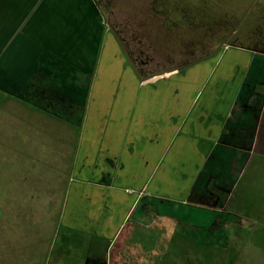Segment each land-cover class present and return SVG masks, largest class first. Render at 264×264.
Segmentation results:
<instances>
[{
  "label": "crops",
  "instance_id": "obj_1",
  "mask_svg": "<svg viewBox=\"0 0 264 264\" xmlns=\"http://www.w3.org/2000/svg\"><path fill=\"white\" fill-rule=\"evenodd\" d=\"M121 50L96 0H0L2 158L15 122L23 154L43 123L51 136L80 121L63 185H2L3 214L34 201L35 238L61 195L53 264H165L170 235L264 214L263 51L229 45L144 79Z\"/></svg>",
  "mask_w": 264,
  "mask_h": 264
},
{
  "label": "rangeland",
  "instance_id": "obj_2",
  "mask_svg": "<svg viewBox=\"0 0 264 264\" xmlns=\"http://www.w3.org/2000/svg\"><path fill=\"white\" fill-rule=\"evenodd\" d=\"M152 1L101 0L100 5L96 0L104 20L105 33L111 36L114 35V26L116 29L120 28L132 49L137 51L139 61L149 59L152 63V66L145 71L148 75L198 59L205 53L213 51L218 46V40L263 51L264 0H167L168 21L166 20L163 29L153 32L155 45L147 39L150 29L143 23L142 17L144 10L152 13L149 11L152 8L148 9L146 6ZM103 2H107L109 8L105 9ZM136 5H143V10ZM153 24L157 29L158 22L154 20ZM220 24L224 27L221 33V29L216 27ZM229 45L223 44L221 49ZM121 51L127 59V64L130 65L124 47ZM134 66L136 68L137 65L134 63ZM79 124L80 121L73 125L59 123L57 134L51 137L45 131L47 129L45 126L49 125L43 123L42 131L38 135L40 141H35V149L34 141L27 140L26 144L29 142L30 145H27L31 149L25 144L22 149L23 154L20 153L18 146L16 122L15 125L6 127L8 137L6 134L5 138L9 141L3 158L2 146H0V264H53L50 258L53 247L59 239L57 230L61 227L60 224L54 225V220L57 213L59 215L61 212L59 203L61 195H58L57 202L49 206L51 212L47 213L46 220L44 218L41 221L42 235L35 238L33 232L37 231L38 225L32 222L30 211L34 201L25 203L22 212L3 214L2 185L21 180L47 184L56 182L58 186L63 185L71 175L76 141L81 133ZM25 128L27 131H32L33 126L25 125ZM33 150L36 151V155L33 154ZM7 201L9 202V199ZM29 205H31L30 209ZM202 213L205 225L221 226L225 223L224 218H215L203 211ZM34 214L36 216V213ZM192 227L187 229L191 234L188 235L190 239L187 237L182 241L181 238L170 235V241H166L161 246L155 244L157 251L162 252L160 255L162 263L264 264V214L261 218L255 215L245 217L241 214L239 218L233 220L231 227L211 229ZM50 232L52 235H49ZM193 242L196 248L188 245ZM181 243L186 245V251ZM32 247H36L35 253L31 251ZM154 260L155 264H159V259L154 257Z\"/></svg>",
  "mask_w": 264,
  "mask_h": 264
},
{
  "label": "trees",
  "instance_id": "obj_3",
  "mask_svg": "<svg viewBox=\"0 0 264 264\" xmlns=\"http://www.w3.org/2000/svg\"><path fill=\"white\" fill-rule=\"evenodd\" d=\"M166 3H167V0H153L151 4H147V8L149 9L152 8V10H149V11H152V13H148L146 10H144L142 13V17L144 19L143 23L150 29L149 32L147 33L148 34V37L147 39L148 40H151L150 43L154 44V39L152 37L153 35V32H156V30L160 31L161 29H163V26L164 24H166V20L168 21V15H169V11L168 9L166 8ZM137 7H141V9L143 10V5H136ZM166 13V16L164 17V14ZM154 20H156L158 22V25H157V29H155V25L153 24ZM172 21H174V19H172ZM216 27H219L218 29L220 30V33L224 31V27L222 24L216 26ZM218 30V31H219ZM217 31V32H218ZM218 46L211 52L199 57L198 59H194V60H191L185 64H182L180 65L179 67H175V68H172V69H176V68H186L188 66H192L198 62H201L202 60H205L207 58H210L211 56H213L214 54H216L218 51H220V49L222 48L223 44H230V45H233V46H246V45H242V44H237V43H233V42H228L226 40H218L217 42ZM248 47V46H247ZM172 69H165V70H160L158 72H156V74H161L163 72H166L168 70H172ZM137 71V70H136ZM138 76L139 78H148L150 77L151 75H143V74H140L138 71ZM196 248V246H194Z\"/></svg>",
  "mask_w": 264,
  "mask_h": 264
},
{
  "label": "flooded vegetation",
  "instance_id": "obj_4",
  "mask_svg": "<svg viewBox=\"0 0 264 264\" xmlns=\"http://www.w3.org/2000/svg\"><path fill=\"white\" fill-rule=\"evenodd\" d=\"M97 1L101 5V0H97ZM103 1H106V0H103ZM103 3H104V6L103 7H105V9L107 7L109 8V5H108L107 2H103ZM113 30H114V35H115L116 39L118 40L120 46L122 47L121 49H123V45L121 44L119 38L122 39L123 40V44L126 45V47L128 49V53L126 52V49L125 48H124V50H125V53H126L127 58L130 59L131 65L135 68V66H134V63H135L137 65L136 68H135V70L137 69L140 74H143L145 76L148 75L145 71H147V68H149V67L152 66L151 65L152 63L149 61V59H145V60L143 59V60H140L139 61V56L136 53L137 51H134L132 49V47H131V44L129 42H127L126 37H125L126 35L123 36L125 33L120 28L116 29L115 26L113 27ZM207 53H209V52H207ZM207 53H205V54H207ZM263 53H264V48H263Z\"/></svg>",
  "mask_w": 264,
  "mask_h": 264
},
{
  "label": "water",
  "instance_id": "obj_5",
  "mask_svg": "<svg viewBox=\"0 0 264 264\" xmlns=\"http://www.w3.org/2000/svg\"><path fill=\"white\" fill-rule=\"evenodd\" d=\"M119 40H120L121 44L123 45V47L126 49V52L128 53V49H127L126 45H125V44H123V40H122V39H120V38H119ZM154 78H155V79H157V75H156V76H154Z\"/></svg>",
  "mask_w": 264,
  "mask_h": 264
}]
</instances>
